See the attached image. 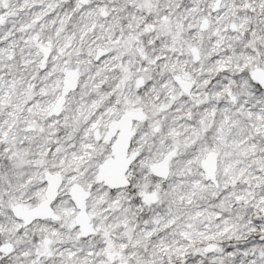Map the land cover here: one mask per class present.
Returning a JSON list of instances; mask_svg holds the SVG:
<instances>
[{
	"label": "snow or ice",
	"instance_id": "snow-or-ice-1",
	"mask_svg": "<svg viewBox=\"0 0 264 264\" xmlns=\"http://www.w3.org/2000/svg\"><path fill=\"white\" fill-rule=\"evenodd\" d=\"M0 264H264V0H0Z\"/></svg>",
	"mask_w": 264,
	"mask_h": 264
}]
</instances>
